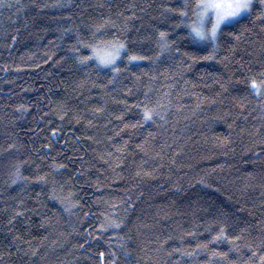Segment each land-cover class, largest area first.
Listing matches in <instances>:
<instances>
[{
	"label": "trees",
	"instance_id": "obj_1",
	"mask_svg": "<svg viewBox=\"0 0 264 264\" xmlns=\"http://www.w3.org/2000/svg\"><path fill=\"white\" fill-rule=\"evenodd\" d=\"M184 4H0V264H264V7Z\"/></svg>",
	"mask_w": 264,
	"mask_h": 264
},
{
	"label": "clouds",
	"instance_id": "obj_2",
	"mask_svg": "<svg viewBox=\"0 0 264 264\" xmlns=\"http://www.w3.org/2000/svg\"><path fill=\"white\" fill-rule=\"evenodd\" d=\"M185 4L189 12L192 13L190 18L188 12L185 16L186 19H190V22L185 25L189 32L200 41L211 42L215 40L212 38L214 25L219 24V28H221L230 20L243 15L249 10L252 0H230L229 3H224L223 0H185ZM194 27L199 29L203 35H196ZM102 66L107 65L102 64Z\"/></svg>",
	"mask_w": 264,
	"mask_h": 264
},
{
	"label": "snow or ice",
	"instance_id": "obj_3",
	"mask_svg": "<svg viewBox=\"0 0 264 264\" xmlns=\"http://www.w3.org/2000/svg\"><path fill=\"white\" fill-rule=\"evenodd\" d=\"M3 0H0V4H2ZM261 3H264V0H261ZM252 5L250 6L249 10L251 9ZM184 9H186V4L183 5V7L180 9V14L182 16H186L187 15V11H184ZM171 11H177V9H172ZM219 24L214 25L213 27V32H212V38L216 39L217 37V30H219ZM194 31L196 32V35L198 36H202L203 33L199 30L196 29L194 27ZM159 36L161 38V43L162 46L167 47V33L161 31L159 33ZM125 48V44L123 42H119V41H113L111 42V50H107V49H100V48H95L94 49V55L95 57L98 59V61L101 64L104 65H114L116 62V57H118L121 53V51ZM208 59L212 58L211 56L206 57ZM82 61H86L88 59H90L89 57H82L81 58ZM137 59H142V57H138V56H130L129 60H137ZM118 71V69H116ZM253 84V90H257V84L255 81L252 82ZM147 118H151V113L150 112H146V119ZM40 179H44V177H40ZM116 227H119V225H116ZM262 259H264V257H262Z\"/></svg>",
	"mask_w": 264,
	"mask_h": 264
},
{
	"label": "rangeland",
	"instance_id": "obj_4",
	"mask_svg": "<svg viewBox=\"0 0 264 264\" xmlns=\"http://www.w3.org/2000/svg\"><path fill=\"white\" fill-rule=\"evenodd\" d=\"M223 2L224 3H229L230 2V0H223ZM255 2H259V3H261V0H252V4H254ZM262 4V6L264 7V3H261ZM250 10H248L247 12H245L243 15H241V16H244V15H246L248 12H249ZM241 16H239L238 18H240ZM238 18H235V19H233V20H230L228 23H231V22H233L234 20H236V19H238ZM227 24V23H226Z\"/></svg>",
	"mask_w": 264,
	"mask_h": 264
}]
</instances>
